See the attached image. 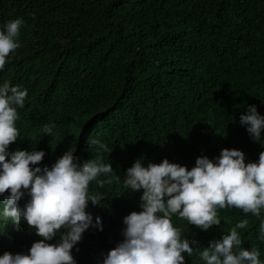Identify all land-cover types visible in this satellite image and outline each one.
<instances>
[{
    "label": "trees",
    "instance_id": "1",
    "mask_svg": "<svg viewBox=\"0 0 264 264\" xmlns=\"http://www.w3.org/2000/svg\"><path fill=\"white\" fill-rule=\"evenodd\" d=\"M17 18L24 21L20 47L0 69V83L28 90L15 148L44 150L43 168L71 148L92 159L90 135L109 146L99 155L112 164L111 183L90 184V194L105 198L87 208L102 219L109 244L123 240V218L141 211L142 190L123 185L137 159L147 167L166 158L190 170L198 157L215 159L222 149L243 151L246 163L264 151V134L254 142L239 123L250 105L264 115V0H0V27ZM45 124L56 125L54 138L43 133ZM217 211L221 224L207 232L173 217L182 236L197 241L185 264H203L197 246L243 219L242 247L259 249L264 264V211L260 218L235 207ZM8 222L0 221V247ZM28 230H11L14 254L42 239ZM82 238L97 250L87 231Z\"/></svg>",
    "mask_w": 264,
    "mask_h": 264
},
{
    "label": "clouds",
    "instance_id": "2",
    "mask_svg": "<svg viewBox=\"0 0 264 264\" xmlns=\"http://www.w3.org/2000/svg\"><path fill=\"white\" fill-rule=\"evenodd\" d=\"M23 23L17 18L0 27V69L10 53L20 47ZM27 97L26 88L0 83V196L9 193L0 202V221H9L4 226L0 264H185L184 254L192 256L191 245L197 241L182 236L181 229L172 223L174 216L204 232L221 224L218 209L235 207L245 214L262 216L264 151L257 162L246 163L243 151L222 149L215 159L198 157L190 170L166 158L145 167L140 158L127 169L123 185L128 191L142 190L141 211L123 218V240L109 244L103 238L102 219L96 217L94 221L87 211L89 203L99 205L105 198L90 194V184L111 183L112 164L104 163L99 155L109 152V146L90 135L88 149L96 153L92 159L82 161L71 148L51 167L38 166L46 155L44 150L15 148L20 135L18 109L24 107ZM239 123L254 142L260 143L264 115L255 105L247 106ZM55 128V124H45L42 131L54 138ZM26 195L28 199L20 206ZM247 225L248 220L243 219L221 239L210 241L208 247L197 246L195 251L203 264H262L259 249L242 247L238 229ZM21 228L27 232L31 229L42 239L34 242L27 254H14L8 238H14L11 230ZM86 231L97 250L82 246ZM57 236L56 243H49ZM258 238L264 240V218L260 219Z\"/></svg>",
    "mask_w": 264,
    "mask_h": 264
}]
</instances>
